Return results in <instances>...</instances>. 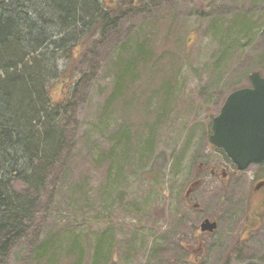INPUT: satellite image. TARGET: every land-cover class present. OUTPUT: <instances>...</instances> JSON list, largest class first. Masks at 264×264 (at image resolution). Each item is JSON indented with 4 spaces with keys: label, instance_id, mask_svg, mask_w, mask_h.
Here are the masks:
<instances>
[{
    "label": "rangeland",
    "instance_id": "rangeland-1",
    "mask_svg": "<svg viewBox=\"0 0 264 264\" xmlns=\"http://www.w3.org/2000/svg\"><path fill=\"white\" fill-rule=\"evenodd\" d=\"M163 2L177 11L191 54V62L185 58L181 64L170 111L160 122L158 117L146 121L135 105L127 113L120 103L106 107L114 80L111 59L149 16L123 13L117 35L108 44L93 43L82 57L77 71L87 76L76 95L67 148L47 175V188L29 228L9 247H3L5 238H0V264H32L36 247L64 231L78 239L80 249L73 251H81L84 264L91 261L102 232L111 245L98 264H264V198L252 181L257 166L235 177L234 166L210 142L212 119L234 91L211 82L220 42L212 31L214 19H227L251 2ZM254 10L261 14L262 29L246 47L244 60L236 53L235 74L264 51V5ZM239 79V87L250 85ZM151 123L158 131L147 152L139 142L146 133L144 125ZM121 126L130 131V139L119 138ZM65 163L70 166L67 175ZM203 218L217 222L215 232L200 230ZM64 239L55 264L70 263L63 250L72 236Z\"/></svg>",
    "mask_w": 264,
    "mask_h": 264
},
{
    "label": "trees",
    "instance_id": "trees-1",
    "mask_svg": "<svg viewBox=\"0 0 264 264\" xmlns=\"http://www.w3.org/2000/svg\"><path fill=\"white\" fill-rule=\"evenodd\" d=\"M163 1L0 0V238H5L3 247L18 241L29 228L47 188V175L67 148L66 137L78 103L76 95L87 76L86 72L77 71L82 57L93 43L108 44L117 35L123 13H148L149 16L111 59L114 80L106 107L120 103L127 113L135 105L136 112L143 113L146 121L153 117L160 121L170 111L175 99L173 88L184 69L181 64L185 58L191 62V54L186 50V32L177 11ZM246 2H251L247 3L249 7L244 6L227 19H214L217 24L212 31L220 39L211 75L215 87L222 88L225 84L226 90H235L240 86V76L249 80L252 70L264 74L259 69L260 66L264 69V51L235 74L236 53L241 61L245 59L242 57L245 49L252 45L263 23L260 12L254 8L264 5V0ZM164 18L168 23L161 24ZM153 124L144 125L146 133L139 142L147 152L152 149L158 131ZM119 131L120 139H130V131L124 126ZM216 150L233 165L223 150ZM69 172V163H65L63 173ZM17 183L20 188L16 187ZM67 234L70 232L47 236L33 251L30 263L55 264L64 238L72 236L71 245L63 252L70 259L69 264H84L81 251H73L76 247L80 249L78 239ZM107 240L105 232L98 236L87 264H98L108 250L105 247L111 245Z\"/></svg>",
    "mask_w": 264,
    "mask_h": 264
},
{
    "label": "water",
    "instance_id": "water-1",
    "mask_svg": "<svg viewBox=\"0 0 264 264\" xmlns=\"http://www.w3.org/2000/svg\"><path fill=\"white\" fill-rule=\"evenodd\" d=\"M250 85L232 91L212 120L210 142L224 150L240 171L264 162V75L249 74ZM217 222L206 218L202 231L213 232Z\"/></svg>",
    "mask_w": 264,
    "mask_h": 264
},
{
    "label": "flooded vegetation",
    "instance_id": "flooded-vegetation-1",
    "mask_svg": "<svg viewBox=\"0 0 264 264\" xmlns=\"http://www.w3.org/2000/svg\"><path fill=\"white\" fill-rule=\"evenodd\" d=\"M133 1V0H132ZM235 167V177L241 172L240 170L237 169L236 165H234ZM257 168H256V172H254V176L252 178L253 181V189L256 190L257 193H261L263 198H264V162L260 163V164H256ZM213 173L217 174L216 171H213ZM224 175L228 176L229 174H227L224 171ZM205 218L202 219L201 223L204 221ZM200 223V226H201ZM203 233H210V232H203Z\"/></svg>",
    "mask_w": 264,
    "mask_h": 264
}]
</instances>
